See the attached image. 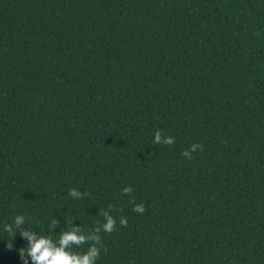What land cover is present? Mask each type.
I'll return each mask as SVG.
<instances>
[{"label":"trees","instance_id":"obj_1","mask_svg":"<svg viewBox=\"0 0 264 264\" xmlns=\"http://www.w3.org/2000/svg\"><path fill=\"white\" fill-rule=\"evenodd\" d=\"M109 205L97 264H264V0H0V264L17 215L58 240Z\"/></svg>","mask_w":264,"mask_h":264},{"label":"clouds","instance_id":"obj_2","mask_svg":"<svg viewBox=\"0 0 264 264\" xmlns=\"http://www.w3.org/2000/svg\"><path fill=\"white\" fill-rule=\"evenodd\" d=\"M153 143L157 145L172 146L175 138L165 135L162 131H156ZM197 151L203 152L204 145L193 143L189 149L182 152V156L187 160L193 159V154ZM133 189L131 186L123 188L122 195L131 196ZM69 196L76 200L86 199L87 192H80L73 188L69 191ZM130 204L134 205L132 211L137 214H143L146 211L143 203L137 204L133 197ZM114 211L113 206L109 205L107 209L100 210L98 215L103 217L104 222H97V226L91 230H86L82 226L71 224L59 235L58 240H54L51 235L38 234L35 231L26 229L23 226L26 223L23 215H17L12 224H5L4 231L14 238L19 231V236L27 240L28 245L19 251V256L23 264H28L29 258L31 264H97L101 253H107L108 249L104 246L101 232L112 234L117 230V219L111 214ZM58 219H53L50 224V231L55 232L59 227ZM119 226L126 228L128 220L126 217L119 218ZM87 246L86 251H79ZM7 247L11 250L12 244Z\"/></svg>","mask_w":264,"mask_h":264}]
</instances>
